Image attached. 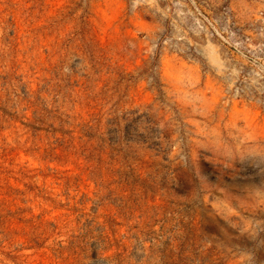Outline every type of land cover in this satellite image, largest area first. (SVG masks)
I'll return each mask as SVG.
<instances>
[{
	"label": "rangeland",
	"instance_id": "obj_1",
	"mask_svg": "<svg viewBox=\"0 0 264 264\" xmlns=\"http://www.w3.org/2000/svg\"><path fill=\"white\" fill-rule=\"evenodd\" d=\"M0 264H264V0H0Z\"/></svg>",
	"mask_w": 264,
	"mask_h": 264
},
{
	"label": "trees",
	"instance_id": "obj_2",
	"mask_svg": "<svg viewBox=\"0 0 264 264\" xmlns=\"http://www.w3.org/2000/svg\"><path fill=\"white\" fill-rule=\"evenodd\" d=\"M43 109H44V112H45L46 114H49V113H50L49 110H47V109H45V108H43ZM34 113L36 114L35 111H34ZM33 116H34V115H33ZM35 121H37L36 118H35ZM114 124L116 125L117 128H119V127H118V126H119V123H118V122H115ZM85 125H86V124H85ZM86 126H87V128L90 127V125H88V124H87ZM87 138H88L87 140H91V139H92L91 135H87ZM99 140H100V137H98V141H99ZM98 148H99V147H98Z\"/></svg>",
	"mask_w": 264,
	"mask_h": 264
}]
</instances>
